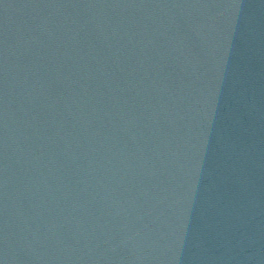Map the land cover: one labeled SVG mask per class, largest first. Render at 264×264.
<instances>
[{"label": "water", "instance_id": "water-1", "mask_svg": "<svg viewBox=\"0 0 264 264\" xmlns=\"http://www.w3.org/2000/svg\"><path fill=\"white\" fill-rule=\"evenodd\" d=\"M0 264H264V0H0Z\"/></svg>", "mask_w": 264, "mask_h": 264}]
</instances>
